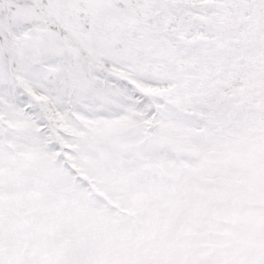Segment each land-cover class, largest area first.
<instances>
[{
  "label": "snow or ice",
  "instance_id": "snow-or-ice-1",
  "mask_svg": "<svg viewBox=\"0 0 264 264\" xmlns=\"http://www.w3.org/2000/svg\"><path fill=\"white\" fill-rule=\"evenodd\" d=\"M0 264H264V0H0Z\"/></svg>",
  "mask_w": 264,
  "mask_h": 264
}]
</instances>
